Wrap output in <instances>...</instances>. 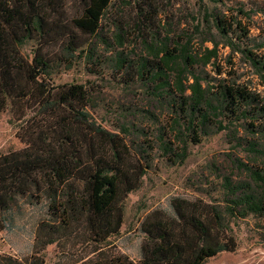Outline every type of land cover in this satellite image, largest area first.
Segmentation results:
<instances>
[{
  "label": "trees",
  "instance_id": "obj_1",
  "mask_svg": "<svg viewBox=\"0 0 264 264\" xmlns=\"http://www.w3.org/2000/svg\"><path fill=\"white\" fill-rule=\"evenodd\" d=\"M63 1L0 0V114L9 111L17 125L60 108L70 114L60 122L65 136L58 151L31 147L22 158L28 173L16 172L0 186V218L6 229H13L24 215L22 203L43 208L34 225L33 253L23 259L0 254V264H45V252L54 244L62 248L60 259H67L66 264H206L218 254L236 252V221L264 218V167L235 160L246 179L225 177L222 200L175 198L173 214L156 211L147 216L142 257L135 262L112 240L121 234L125 203L142 187L152 161L96 121L93 89L56 85L53 77L64 63L72 69L80 57L93 61L98 47L105 45L104 53H115L105 64L121 83L131 87L136 78L146 98L171 108L175 136L167 142L162 131L158 142L174 164L186 161L190 143H200L213 116L220 111L237 115L250 97L233 87L213 94L196 75V59L186 46L170 49L168 43L144 40L148 56L134 62L124 52L126 36L119 25L115 41L103 36V22L114 3L129 7L136 0H73L75 13L67 20L60 14ZM136 17L141 30L143 14ZM216 26L229 35L222 20ZM29 43L35 45L34 52L26 56L22 50ZM132 70L135 78L129 80ZM133 128L129 124L120 131L127 134ZM177 141L182 145L178 150ZM248 145L252 153L264 156L256 143ZM13 156L0 157V166Z\"/></svg>",
  "mask_w": 264,
  "mask_h": 264
},
{
  "label": "rangeland",
  "instance_id": "obj_2",
  "mask_svg": "<svg viewBox=\"0 0 264 264\" xmlns=\"http://www.w3.org/2000/svg\"><path fill=\"white\" fill-rule=\"evenodd\" d=\"M60 6L64 19L74 15L73 0H65ZM138 13L143 14L141 30L136 27ZM217 19L225 24L228 36L217 28ZM118 25L126 36L124 52L134 62L148 56L144 40L154 45L168 43L170 49L186 46L196 59V75L213 94H219L223 87H233L250 97L247 103L243 101L237 115L220 111L213 116L206 133H201L200 143H190L186 161L174 164L158 142L162 131L167 142L175 136L171 108L146 98L133 70L129 80L135 81L131 87L121 83L120 76L116 77L114 69L105 64L109 56H115L104 53L105 45L98 47L93 61L80 57L72 69H66L64 63L53 77L56 85L82 84L93 89L92 114L96 121L120 133L136 152L152 161L142 187L131 193L125 203L121 234L112 240L120 252L139 262L145 239L142 226L147 216L156 211L173 214L171 202L175 198L209 203L222 200L225 177L246 179L234 165L235 160L264 167V156L248 148L253 142L264 150V0H136L129 7L114 3L103 22V36L115 41ZM34 46L29 43L23 53L31 56ZM254 60L260 65H255ZM190 83L184 79L186 86ZM60 109L19 125L11 123L9 111L0 114V157L14 155L9 164L0 166V186L16 172L28 173L22 158L31 147L58 151L65 136L60 122L70 115ZM50 120L51 125H45ZM129 124L137 128L122 133L120 128ZM175 144L177 150L182 147L178 141ZM25 205L22 203L24 215L18 217L13 229H6L0 218L2 255L23 259L33 253L34 225L43 215V208ZM233 229L237 251L218 254L206 264H264V218L238 220ZM61 252L56 244L49 246L45 264H66L67 259H60Z\"/></svg>",
  "mask_w": 264,
  "mask_h": 264
}]
</instances>
